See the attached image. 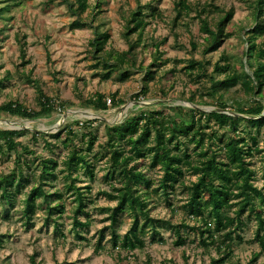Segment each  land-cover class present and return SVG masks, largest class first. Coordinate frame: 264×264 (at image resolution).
Returning a JSON list of instances; mask_svg holds the SVG:
<instances>
[{
	"label": "trees",
	"instance_id": "obj_1",
	"mask_svg": "<svg viewBox=\"0 0 264 264\" xmlns=\"http://www.w3.org/2000/svg\"><path fill=\"white\" fill-rule=\"evenodd\" d=\"M11 2L19 5L22 0H0V19L5 17V11L13 5ZM61 2L74 17L70 23L72 28L89 24L94 26L95 36L91 44L97 53L95 57L103 63V77H107L112 70H118L125 79L129 76L130 68L140 70L142 86L135 97L147 96L148 82L155 79L157 74V71L152 69L153 64L161 58L160 43L152 38L150 44L155 46L151 52L154 59L149 65H144L143 61L137 64L135 48L139 44H143V48L149 45L145 42L148 36L143 38L144 29L141 22L150 14L146 12V8L152 5H143L138 1L134 7L122 13L121 32L128 48L123 51L112 48L107 52L105 45L109 32L102 28L103 22L98 25L94 23L107 1ZM247 3L250 21L247 25H239L247 42V48L244 50L246 60L239 62L241 69L233 70L229 62L221 64L216 61L213 70L209 72V61L191 58L184 66L185 70L196 71L198 78L204 76L210 83L208 89L201 92L200 98H196L193 91L184 98L192 102L193 106L170 105L160 101L156 104L157 109H151L150 106L139 108L136 113L125 117L121 122L105 125L106 145L109 149L108 166L109 170L114 171L119 185H112L111 191H100L117 202L109 207L107 219L110 223L98 231L95 244L97 250L103 248L108 229L112 245L126 250L130 256L134 250L146 247L145 233L149 242L162 241L159 226L169 222L174 227L175 244H185L188 235L183 234L182 230L184 227L192 228L196 230L195 239L198 244L204 248L215 249L216 256L211 258L210 264L226 261L242 264L240 259L234 260L235 239H242V231L254 221L259 249L252 251L246 264H257L259 257L264 254V189L252 179L255 170L248 159L255 153H263L261 161L264 168V44L257 42V38L264 33V0H247ZM175 8L177 16L173 20L174 24L178 16L196 9L197 17L201 21L200 30L206 35L203 42L196 43L192 40L191 44L200 47L204 54L220 46L226 37V25L234 15L233 7L223 11L224 7L216 0L194 3L175 0ZM153 9L155 11V7ZM17 37L21 57L26 62V41L19 35ZM221 73L224 74L223 77H220ZM160 90L163 98L167 92L163 87ZM38 92L39 109H30L18 99H14L1 103L0 112L30 119L50 116L57 109V104L40 86ZM116 95L117 93H114L113 98L111 97L113 103H122L123 100L116 99ZM87 104L96 111L108 108L105 94L99 91L88 98ZM200 105H212L215 108L207 111L200 108ZM93 121L95 120L88 118L76 119L72 123H66L55 133L0 127V152L8 157L15 153L13 168L7 173H0V212L3 218H10V207L19 201L22 204L20 210L24 222L30 224L41 204L44 206L46 221L53 219L56 229L65 239L66 234L61 227L64 224L62 216L67 210L63 195L72 191L76 196L67 215L72 218L70 230L78 238H87L82 228L89 226L90 220H82L79 213L86 211V199L92 187L90 184L77 185L76 182L80 181V170L84 171L90 180L96 177L94 159L88 156V152L98 140L96 133L91 130ZM73 124L85 128L83 136H89L86 147H78L74 143L77 133ZM26 132H31L34 139L43 137L50 148L52 142L48 137L58 139L66 133L62 143L66 147L71 145V148L66 156V168L59 169L61 172L68 170L63 187L54 188L53 183L58 178L59 160L53 155L44 157L36 154L30 145L18 139ZM28 154L31 157H28ZM144 165L150 170L161 171L157 181L145 171ZM188 172L197 174V178L187 183ZM178 184L188 192L187 199L180 206L186 216L194 221L192 225L185 217L174 223L171 219L165 221L152 213V207L155 206L149 197L152 193H164L172 212L177 210L178 207L173 206L167 192L175 191ZM19 195L22 196L19 198ZM120 213L133 214V221L124 233H120L116 227ZM1 241L0 237V243ZM164 263L165 261L161 262ZM30 264L41 263L33 255ZM54 264L71 263L56 261ZM145 264H153L150 255L147 256Z\"/></svg>",
	"mask_w": 264,
	"mask_h": 264
},
{
	"label": "rangeland",
	"instance_id": "obj_2",
	"mask_svg": "<svg viewBox=\"0 0 264 264\" xmlns=\"http://www.w3.org/2000/svg\"><path fill=\"white\" fill-rule=\"evenodd\" d=\"M3 1V0H1ZM94 2L96 0H89ZM102 6L97 23H102V28L107 29L109 38L105 50L118 51L127 50L128 43L122 34L123 16L138 1L143 5L146 3L155 7L146 8L150 13L141 22L144 29V36H148L145 42L149 45L143 48L139 44L135 48L137 64L141 61L149 65L153 61L151 52L155 46L150 44L152 38L160 43L159 49L161 58L155 60L152 69L157 71L156 78L148 82L149 92L147 96L136 98L135 94L142 86V72L130 68L128 78L123 79L120 71L112 70L107 77H103V63L95 57L94 47L91 41L94 34L93 25H86L81 28H72L70 23L74 17L69 13L61 0H22L21 4H15L5 11V17L0 19V104L8 100L18 99L30 109H39L38 86L43 92L53 98L57 109L50 116H40L35 119L23 118L10 113L0 112V127L12 129L10 123L16 127L27 126L22 129L30 131H43L55 133L66 123H72L76 119H94L92 131L98 136V140L88 156L94 159L96 177L92 180L80 170V181L77 185H91V191L86 199L84 212L79 215L82 220L89 219V226L82 228L87 237L85 239L74 236L70 230L72 218H68L70 208L73 205V198L76 196L72 191L64 193L66 212L62 216L64 224L62 231L66 234L65 239L56 229L53 219L46 221L44 206L39 205L33 216L32 222L26 224L22 217L21 202L16 201L10 207V218H3L0 212V263L8 264H30L34 255L41 264H54L56 261L71 264H145L148 255L151 256L153 264H210L211 258L216 256L213 247L204 248L198 244L196 230L184 227L183 234L188 238L185 244L174 243V227L169 222L159 226L162 241L149 242L147 233V245L144 249L134 250L130 256L128 252L117 246H113L110 240L109 230L103 240V248H95L98 231L108 225L107 219L109 207L116 204V199H110L100 191H111L112 185L118 186L113 170H109L108 158L109 149L106 145V124L121 122L125 117L136 113L139 108H158L156 104L160 101L170 105L183 104L193 106V103L185 100L191 92H195L196 98L209 87L206 77L198 78L196 71L185 70L184 66L191 58L206 59L209 61L208 71L211 72L216 61L221 64L230 63L231 69H241L240 61L246 60L244 50L247 48L245 34L240 30L239 25H247L250 21L249 6L247 0H216L226 11L234 8L232 20L226 25V37L223 38L220 46L209 53H202L200 47H194L191 43L203 42L205 33L200 30L201 21L197 17V11L193 8L188 14L178 16L176 23H173L177 16L175 0H106ZM190 3L205 0H188ZM19 35L26 41V59L21 57ZM25 35V37H23ZM144 42V39H143ZM257 42L264 44V33L257 38ZM106 56V55H105ZM174 69V70H173ZM173 70V71H171ZM219 74V73H218ZM217 74V75H218ZM224 74L221 73L220 77ZM167 92L161 97V88ZM96 91L104 93L108 108L106 110H94L87 104L90 96ZM114 93L116 99L123 100L120 104L109 103L108 97ZM243 94V92H241ZM113 98V97H112ZM155 104V105H154ZM198 106V105H197ZM204 110L214 109L212 105H200ZM90 111L93 116L86 117L79 112ZM67 116L63 118V114ZM63 118L62 121H60ZM61 124H60V123ZM74 126L77 136L74 140L78 147H86L87 136L85 128ZM21 129V128H18ZM49 129H53L49 131ZM88 130V129H87ZM66 133L60 138L48 137L52 142V148L46 145L45 139L41 136L34 139L31 132H26L18 139L30 145L36 154L44 157L53 155L59 162L58 178L53 181L55 187H63L67 178V171L61 172L60 168H66V156L71 148L62 143ZM84 139V140H83ZM263 142H260L262 146ZM263 153H255L250 157L251 166L255 172L252 179L264 189V168L261 161ZM28 157H31L28 154ZM15 153L12 157L0 152V173H7L13 168ZM145 171L149 172L157 181L161 175L159 170H150L144 165ZM76 172L73 173L75 175ZM197 174L188 172L186 182L195 180ZM86 190V187L83 188ZM168 198L177 206L172 212V207L166 203L164 193L149 195L152 203V213L167 221L176 223L186 218L190 225L192 218H188L180 205L187 199V191L181 185H177L175 191H168ZM22 195H19L20 198ZM68 196V197H67ZM87 212V213H86ZM60 219V218H58ZM133 221L132 213H120L119 221L116 223L117 230L124 233ZM256 227L252 221L242 231V239L236 238L234 245V260L240 259L242 264L246 261L253 250H258L256 240ZM191 239V240H190ZM216 264H234L231 261ZM257 264H264V254L259 257Z\"/></svg>",
	"mask_w": 264,
	"mask_h": 264
},
{
	"label": "water",
	"instance_id": "obj_3",
	"mask_svg": "<svg viewBox=\"0 0 264 264\" xmlns=\"http://www.w3.org/2000/svg\"><path fill=\"white\" fill-rule=\"evenodd\" d=\"M78 111L81 112L82 114H84L86 117H91V116H93V115H90V113H91L90 111H81V110H78ZM66 116H67V114L64 113V114H63V118H65ZM63 118H62L60 121H62ZM59 123H60V122H59ZM60 124H61V123H60ZM26 127H27V126H23V125H22L21 127H19V126L16 127V126H15V127H11V128H12V129H18V128H21V129H22V128H26ZM52 130H53V129H49V131H52Z\"/></svg>",
	"mask_w": 264,
	"mask_h": 264
},
{
	"label": "bare ground",
	"instance_id": "obj_4",
	"mask_svg": "<svg viewBox=\"0 0 264 264\" xmlns=\"http://www.w3.org/2000/svg\"><path fill=\"white\" fill-rule=\"evenodd\" d=\"M90 115H93V114L90 113ZM10 125H11L12 127H15V126H16L14 123H10Z\"/></svg>",
	"mask_w": 264,
	"mask_h": 264
},
{
	"label": "built area",
	"instance_id": "obj_5",
	"mask_svg": "<svg viewBox=\"0 0 264 264\" xmlns=\"http://www.w3.org/2000/svg\"><path fill=\"white\" fill-rule=\"evenodd\" d=\"M112 101L111 97H108V102L110 103Z\"/></svg>",
	"mask_w": 264,
	"mask_h": 264
}]
</instances>
